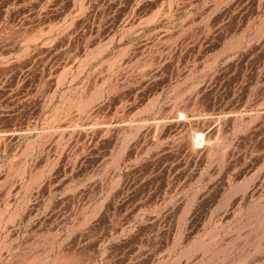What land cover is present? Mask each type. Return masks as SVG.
Returning a JSON list of instances; mask_svg holds the SVG:
<instances>
[{
    "label": "rangeland",
    "instance_id": "obj_1",
    "mask_svg": "<svg viewBox=\"0 0 264 264\" xmlns=\"http://www.w3.org/2000/svg\"><path fill=\"white\" fill-rule=\"evenodd\" d=\"M21 1L0 0V264H264V26L243 22L264 0H28L42 24L19 28ZM73 7L156 9L155 36L75 44ZM85 51L124 61L78 79ZM91 185L115 219L88 263L51 220Z\"/></svg>",
    "mask_w": 264,
    "mask_h": 264
},
{
    "label": "crops",
    "instance_id": "obj_2",
    "mask_svg": "<svg viewBox=\"0 0 264 264\" xmlns=\"http://www.w3.org/2000/svg\"><path fill=\"white\" fill-rule=\"evenodd\" d=\"M75 0H73V3ZM1 5V4H0ZM8 6H4L6 10ZM20 9L24 10L22 16H20L19 23H15L14 25L22 28V26L27 25L28 23V13L31 15H35L36 22H40L42 24V15L44 14V7L42 5L35 6L28 10V0H22L20 3ZM139 8H132L128 12H118V10H113L110 13L109 17H105V13L102 12L101 9H90V8H80L76 9L73 7L67 11V23L69 27V41L72 38L77 42L84 40L85 45L89 41H96L99 39L105 38L107 41L106 43L111 47L114 46L116 43H121L124 39L131 37V39H140L142 37H146L148 40L155 36L156 31V9H153L148 12L147 16L143 19L139 18L138 12ZM53 14H59V8L52 10ZM104 11V10H103ZM246 11V10H245ZM164 21H163V31H164V41L171 40V28H172V8L164 7L163 9ZM235 15V14H233ZM182 17L183 15H179V23L180 29L182 30ZM258 18V19H257ZM131 20V23H130ZM177 21V20H176ZM236 18L231 17V14L225 18L222 23L223 25H227V29L230 30V24H236ZM244 25L247 24H255L260 23L261 26H264V9L261 6L259 17L257 14H253L252 12L248 14L246 11L244 13L243 19ZM131 24V28L125 29L128 24ZM177 24V22H175ZM9 27L12 29L13 26L11 24L5 25V28ZM74 30L73 36L71 30ZM169 34V38H168ZM86 52V51H85ZM116 52H118L116 50ZM84 56V57H83ZM78 59H75L73 66H70V71L75 74V77L78 79H86L89 78L94 73L100 72L97 68L94 70L93 65L95 63H123L124 58L121 54H110V56H106L103 60L100 58L93 59L90 58L87 52ZM94 74V75H95ZM92 160L102 158L107 159V153L99 152L94 153L91 157ZM104 166L100 165L97 166L95 163L89 166L88 173H96L101 171ZM87 187V185H85ZM92 187V185H91ZM94 186L90 188V193L84 194V199H76L73 203H69L68 207V214L64 217L54 216L52 215V223H59L62 221H67L70 224V229L65 233L62 232V235H65L64 238H68L69 240H75L69 246L75 248L76 250L82 249L80 252V256L82 257L83 261L90 263V260L93 256V252L102 251L104 244L102 242H97L95 240L100 239L102 237V227L100 224L113 222L115 216H108L105 211V206L101 203V199L103 198V194L99 192H94ZM31 222H37L39 219V215H32ZM152 221H156L153 219ZM73 224V225H72ZM99 224V225H98ZM26 237L31 238H39L40 236H51L54 238H60L61 232L56 231H46V232H39V231H30L26 232ZM83 240V241H80ZM170 248V247H169ZM101 253V252H100ZM98 254V253H96ZM163 256H166V244L163 245Z\"/></svg>",
    "mask_w": 264,
    "mask_h": 264
}]
</instances>
